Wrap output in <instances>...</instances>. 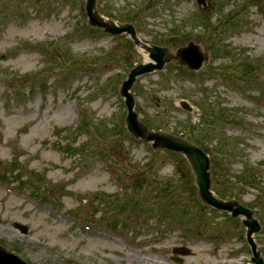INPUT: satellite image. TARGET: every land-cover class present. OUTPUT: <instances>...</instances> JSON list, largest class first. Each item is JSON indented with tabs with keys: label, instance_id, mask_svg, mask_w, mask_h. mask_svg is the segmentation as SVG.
Here are the masks:
<instances>
[{
	"label": "rangeland",
	"instance_id": "1",
	"mask_svg": "<svg viewBox=\"0 0 264 264\" xmlns=\"http://www.w3.org/2000/svg\"><path fill=\"white\" fill-rule=\"evenodd\" d=\"M86 1L0 0V244L26 264H254L244 218L203 206L185 157L128 134L120 88L146 52L90 27ZM206 4L97 11L150 47L207 56L139 78L135 112L210 156L213 192L253 211L264 259V0Z\"/></svg>",
	"mask_w": 264,
	"mask_h": 264
},
{
	"label": "water",
	"instance_id": "2",
	"mask_svg": "<svg viewBox=\"0 0 264 264\" xmlns=\"http://www.w3.org/2000/svg\"><path fill=\"white\" fill-rule=\"evenodd\" d=\"M198 3L206 8L205 0H199ZM86 13L89 24L94 28L103 29L106 33L113 36L128 35L135 44L143 48L149 54V63H143L135 67L128 76V80L122 85L121 96L126 100L128 115L126 118L127 128L130 134L135 138L141 139L146 143H152L153 149H165L174 153L185 155L190 167L195 175L198 194L203 203L215 210L231 214L233 218H244L242 224L247 229L246 239L253 252V263L264 264L261 253L257 250L254 235L261 231L259 222L254 218L252 211L241 206L236 201L224 202L212 193V179L210 174L211 162L209 157L199 148L191 145L189 142L180 138L163 134L150 132L140 121L138 115L134 112L135 100L130 93L136 80L142 76L156 71H162L167 63L174 61L181 66L187 67L190 71L196 72L202 69L208 61L207 56L202 52L199 46L190 43L188 46L179 49L175 56L168 49L159 47H148L141 43L136 35L132 25H116L113 22H107L100 17L97 11V0H87ZM181 106L191 111L192 109L185 102ZM15 227L23 234L27 233L26 227L16 224ZM183 254L185 252L175 251ZM0 264H25L19 258L9 254L6 249L0 246Z\"/></svg>",
	"mask_w": 264,
	"mask_h": 264
},
{
	"label": "bare ground",
	"instance_id": "3",
	"mask_svg": "<svg viewBox=\"0 0 264 264\" xmlns=\"http://www.w3.org/2000/svg\"><path fill=\"white\" fill-rule=\"evenodd\" d=\"M145 59H146V61H148V58L147 57Z\"/></svg>",
	"mask_w": 264,
	"mask_h": 264
},
{
	"label": "trees",
	"instance_id": "4",
	"mask_svg": "<svg viewBox=\"0 0 264 264\" xmlns=\"http://www.w3.org/2000/svg\"><path fill=\"white\" fill-rule=\"evenodd\" d=\"M191 174V173H190Z\"/></svg>",
	"mask_w": 264,
	"mask_h": 264
}]
</instances>
